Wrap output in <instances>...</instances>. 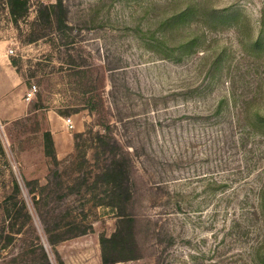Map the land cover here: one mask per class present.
Listing matches in <instances>:
<instances>
[{
	"label": "rangeland",
	"instance_id": "374dc122",
	"mask_svg": "<svg viewBox=\"0 0 264 264\" xmlns=\"http://www.w3.org/2000/svg\"><path fill=\"white\" fill-rule=\"evenodd\" d=\"M30 1L17 24L0 5V46L37 86L25 116L0 120V264H37L42 246L53 264L120 260L102 238L122 210L89 191L105 197V127L133 162L141 256L115 264H264V0H64L63 32L35 24L55 0ZM45 225L66 240L52 247Z\"/></svg>",
	"mask_w": 264,
	"mask_h": 264
},
{
	"label": "trees",
	"instance_id": "16d2710c",
	"mask_svg": "<svg viewBox=\"0 0 264 264\" xmlns=\"http://www.w3.org/2000/svg\"><path fill=\"white\" fill-rule=\"evenodd\" d=\"M0 5L4 7L10 19L15 24H17L20 20L25 19L29 15V12L31 10L30 0H0ZM37 23L44 25L43 30L52 29L57 32H63L65 29H67V9L65 7L64 0H55L50 4L39 3L35 24ZM39 36L45 37V34L42 33L40 35H37V37ZM12 64L15 68L17 67L15 61H12ZM89 73L90 71L83 70L80 71L79 75H81L80 77H86L89 75ZM96 99L97 96L92 95L91 97H88L86 101V108L90 111V113H94V111L98 108L99 103L96 102ZM223 106L224 99L220 100L217 104V109L214 112V115L216 117L222 116ZM101 126L105 125L103 124ZM105 129L107 131H105L104 134L98 135L99 142L108 148V150L105 149V151L109 156V163L106 165L102 174L105 177V197H100L99 195H97V191L99 189L98 181L97 183H93L92 186L89 187V191L94 192L95 194V205L110 207L113 210L121 208L122 210V214L118 215L120 224L114 235L109 239H106L104 237L102 238V244L104 246H106V244H110L113 246L114 250H121L119 251L122 254L120 260H109L106 256V253H104L103 255L104 264H115L117 262H129L138 260L141 258V256L139 254V247L136 242V235L134 233V224L136 222V217L133 214L127 212V208L131 204V201L133 199L131 177L133 162L129 152L124 148H121L118 140L109 134V128L105 127ZM44 140L47 154L53 156L56 161L57 159L53 155L54 141L52 133L49 130L44 133ZM29 184L30 182L27 183V185ZM35 184H38V182H35ZM14 187L16 194H20L21 187L18 182H14ZM40 188L41 190L45 189V187ZM32 194H35V191H33ZM35 196L36 195H34V199ZM255 196L256 201L258 202L257 204L261 208L260 210H262V207H264V186H261L259 188ZM260 210L259 208L253 207L255 215L258 214ZM28 217L30 218L29 214ZM20 228L23 229V227ZM22 229H18L16 232H13V235L20 234ZM53 231L54 230L46 227L45 225L44 232L48 236V242L52 247H55L57 244L63 242L66 239L58 235L56 237L53 236ZM79 234L84 235L86 234V232H80ZM7 238L11 241L13 236L8 235ZM41 248L43 251L41 257L42 261L37 264H53L49 259L48 254L45 252L43 246ZM58 264L64 263L59 260Z\"/></svg>",
	"mask_w": 264,
	"mask_h": 264
},
{
	"label": "crops",
	"instance_id": "0c3cea01",
	"mask_svg": "<svg viewBox=\"0 0 264 264\" xmlns=\"http://www.w3.org/2000/svg\"><path fill=\"white\" fill-rule=\"evenodd\" d=\"M27 85L17 75L13 64L8 60L3 47L0 46V120L12 121L27 114L28 103L24 101ZM55 115L49 116L51 132L54 141L64 140V133L56 134L53 131Z\"/></svg>",
	"mask_w": 264,
	"mask_h": 264
},
{
	"label": "built area",
	"instance_id": "2783aa9c",
	"mask_svg": "<svg viewBox=\"0 0 264 264\" xmlns=\"http://www.w3.org/2000/svg\"><path fill=\"white\" fill-rule=\"evenodd\" d=\"M36 93H37V86L32 85L30 88L27 89L25 96H24V100L28 103L31 102L34 99ZM64 121H65V125H66L67 129H73L74 128V122H73L72 118H67Z\"/></svg>",
	"mask_w": 264,
	"mask_h": 264
}]
</instances>
